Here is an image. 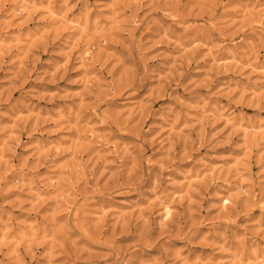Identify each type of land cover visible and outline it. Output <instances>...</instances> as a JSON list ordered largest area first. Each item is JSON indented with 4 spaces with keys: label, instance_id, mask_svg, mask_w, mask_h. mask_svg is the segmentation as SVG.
<instances>
[{
    "label": "rangeland",
    "instance_id": "374dc122",
    "mask_svg": "<svg viewBox=\"0 0 264 264\" xmlns=\"http://www.w3.org/2000/svg\"><path fill=\"white\" fill-rule=\"evenodd\" d=\"M0 264H264V0H0Z\"/></svg>",
    "mask_w": 264,
    "mask_h": 264
},
{
    "label": "bare ground",
    "instance_id": "6f19581e",
    "mask_svg": "<svg viewBox=\"0 0 264 264\" xmlns=\"http://www.w3.org/2000/svg\"><path fill=\"white\" fill-rule=\"evenodd\" d=\"M165 211H167V215H169V212H168L169 210H165Z\"/></svg>",
    "mask_w": 264,
    "mask_h": 264
}]
</instances>
